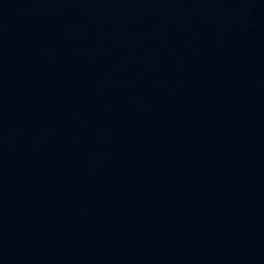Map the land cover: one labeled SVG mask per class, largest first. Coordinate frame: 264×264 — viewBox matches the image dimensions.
Listing matches in <instances>:
<instances>
[{
    "label": "water",
    "instance_id": "obj_1",
    "mask_svg": "<svg viewBox=\"0 0 264 264\" xmlns=\"http://www.w3.org/2000/svg\"><path fill=\"white\" fill-rule=\"evenodd\" d=\"M0 264H264V0H0Z\"/></svg>",
    "mask_w": 264,
    "mask_h": 264
}]
</instances>
